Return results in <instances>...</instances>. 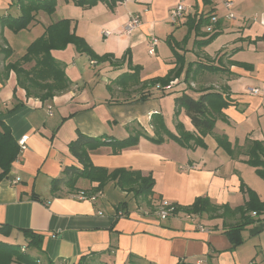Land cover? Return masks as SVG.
Segmentation results:
<instances>
[{"label":"crops","instance_id":"obj_1","mask_svg":"<svg viewBox=\"0 0 264 264\" xmlns=\"http://www.w3.org/2000/svg\"><path fill=\"white\" fill-rule=\"evenodd\" d=\"M108 1L84 8L72 1L58 0L53 15L39 12L29 29L14 33L2 27L1 22L3 18L19 16L21 4L19 0H0V50L12 53L6 61L0 52V119L17 142L28 137V149L19 155L7 178L0 182V227L12 228L9 236L0 233V241L17 243L22 252L42 263L50 259L55 264H79L86 258L92 264H264V214L252 213L256 222L243 231V239L246 235L252 239L249 242L245 239L244 245L233 248L223 232L222 220L202 215L191 221L183 213L161 220L152 211L150 199L135 198L113 182L108 184L115 193L112 199L106 198L102 191L85 194L83 200L76 198L80 192L97 187L87 180L78 182V191L70 192L63 187L57 194L52 192V181L62 176L64 167H80L69 148L80 132L107 144L89 151L94 166L151 175L155 182L151 198L160 204L186 207L197 198H209L214 204L233 209L247 201L242 184L264 202V187H254L247 179H251V167L244 154L249 140L264 142V133L247 132L241 136L229 123L230 120L244 124L252 116L264 117V68L257 74L241 73V68L231 66V62L239 61L236 53L230 52L235 46L255 49L250 41L264 35V0H120L116 4ZM226 1L234 3L231 11L236 20L226 18L228 11L223 5ZM179 4L187 12L179 23L172 24L170 11ZM131 16H138L141 25L128 34L125 26ZM212 16L219 19V34L232 32L221 55H211L208 47L197 45L208 36L195 33L193 39L189 33L190 19ZM61 19L71 20L76 34L96 54H111L120 63L113 66L110 62L92 61L77 53L72 45L63 51H53V56L65 63L73 85L46 103L28 98L13 71L2 82L5 66L21 58L48 26ZM24 33L30 36L23 41L17 39ZM152 37L159 40L154 55L149 54ZM243 39L246 42L239 43ZM173 47L184 58L183 74L167 86H150V80L166 78L180 67ZM129 63L142 68L139 82L129 79L117 83L123 74L134 73ZM219 63L231 73H210L195 66L186 81L189 64ZM238 77L258 81L257 87L249 89H261L262 94L250 99L230 94L236 105L224 110L228 122L217 121L213 134L205 138L206 149H186L165 134L163 143L153 141L158 138L153 115H161L172 134L178 135L179 123L187 132L194 133L196 130L184 109L178 117L174 115L175 99L183 93L197 99L204 90L222 91ZM167 87L170 89L165 90ZM136 135L140 138L136 146L113 153L115 142ZM222 135L237 148V157L219 147L216 136ZM17 178L20 181L14 184ZM122 202L127 205L124 210L128 215L119 218L121 209L117 207ZM198 226L205 231L197 229ZM26 229L44 236L41 250L27 248L28 241L21 232Z\"/></svg>","mask_w":264,"mask_h":264},{"label":"trees","instance_id":"obj_2","mask_svg":"<svg viewBox=\"0 0 264 264\" xmlns=\"http://www.w3.org/2000/svg\"><path fill=\"white\" fill-rule=\"evenodd\" d=\"M72 1L75 5L89 8L98 4L101 0H66ZM120 0H109L108 3L116 4ZM21 4V14L17 17L3 18L2 27H8L14 33H19L23 30L29 29L34 20V15L39 12H44L48 15H53L56 12V0H19ZM113 6V5H112ZM192 28L196 35H199L201 28L207 26L209 19L204 17L190 19ZM189 35V34H188ZM219 32L208 34L207 40L198 43L199 46H205L211 43ZM264 39V35L261 38ZM69 45H72L75 51L89 57L92 61L98 63L110 62L111 65L116 66L120 63L111 54L98 55L89 46V44L76 34L72 28V22L68 19H61L48 26L43 36L35 40L28 47L26 53L18 58L15 62H11L5 66L4 77L2 82L7 80L11 71L17 76L18 86L26 91L28 98L38 99L46 103L55 97L67 92L73 85L72 81L66 74L65 63L57 60L53 56V51L66 50ZM171 45V44H170ZM175 57L180 64L179 68L172 71L166 78H155L150 80L149 85L155 86L161 84L163 87L169 85L175 78L181 77L183 74L184 58L179 56L175 51ZM5 55L7 61L12 53L8 49L0 50ZM34 64L31 67L28 65ZM196 66V69L207 71L210 73L230 72L229 69L224 68L219 64H190L186 71V81H189L191 76V69ZM231 66L244 67L251 69L250 66L241 64L239 62H231ZM129 69L134 73L123 74L117 83L121 84L129 79L139 82L142 68L133 66L129 63ZM127 78V79H126ZM199 98H193L187 93L175 99L176 117H178L180 110L184 109L187 116L190 118L196 132H187L184 126L179 123L177 125L178 135L172 134L165 126L163 117L161 115H153L152 122L155 133L158 135L157 139H153L156 143H163L162 134L169 136V138L178 142L186 149L195 150L198 147H207L205 138L212 135L216 127L217 121L228 122L224 110L236 105L232 100L227 88L222 91L204 90ZM139 135L127 138L122 141H117L113 145V153L119 154L124 149L134 147L139 142ZM216 141L219 147L223 148L230 156L237 157L238 151L233 144H231L227 136H216ZM106 142L100 139L91 138L82 133H78V137L70 145V152L76 158L80 167L66 166L63 168L62 176L52 181L51 190L54 194L66 187L70 192L78 191L77 184L80 180H87L91 183H96L97 187L90 192H85L87 195H93L104 190L109 183H114L123 192L133 194L135 198L147 199L152 197L155 185L152 176H144L139 171L120 168L115 170H108L102 167H96L92 164L89 156L90 150H95L99 147L106 146ZM19 142L16 141L9 127L0 119V182L3 181L12 170L14 162L20 155ZM248 157L245 161L248 165L256 169V172L264 179V142L249 140L244 152ZM241 190L246 194L247 201L243 206L231 208L228 205L214 204L209 198H197L195 202L186 207H176V214L183 213L185 215H193L200 217L207 215L210 220H222L223 232L230 240L233 248H237L243 244V231L250 225L256 222L252 213L255 212L257 216L264 214V202H262L256 192L246 188L242 184ZM150 205V201H148ZM125 202L118 205L117 210L126 211ZM118 211V212H120ZM126 217L128 212L126 211ZM12 228L8 226L0 227V233L9 236ZM26 240L28 241L27 248L41 250L44 242V236L36 234L31 230H21ZM0 264H55L48 259L46 263H42L39 258L22 252V246L7 244L0 241ZM79 264H92L86 258H82Z\"/></svg>","mask_w":264,"mask_h":264},{"label":"rangeland","instance_id":"obj_3","mask_svg":"<svg viewBox=\"0 0 264 264\" xmlns=\"http://www.w3.org/2000/svg\"><path fill=\"white\" fill-rule=\"evenodd\" d=\"M59 1H62L63 3H67L66 0H59ZM57 2H58V0H56V4H57ZM13 9L15 11V7H12V10ZM12 13H14V12H12ZM37 14L34 15L33 22L37 21V16H38ZM33 22L31 23V25L33 24ZM231 33L232 32H225L223 34H219L211 43H209L205 46H202V47H208V48H206L207 52L211 55L220 54L225 50L223 47L225 45V43H227L228 41L231 40V38H230ZM191 35L193 36V39H194L195 38V31L194 30L191 32L190 36ZM199 35L208 36V33L206 32V27L201 28ZM28 36H30L29 33H24V34L20 35L17 39H19L20 41H23L24 39H27ZM247 39H243L239 43H244V42H246ZM250 43H251V46L255 47V49H252V50L248 49L247 50V48L241 49L240 46H235L233 49L230 50V52L236 53L237 60L239 61V63L245 64V65H248L251 67V69L239 67V68H241L240 69L241 73L244 71V72H250V73H256L257 74L258 72H260V68H264L263 67L264 66V39L256 38L254 41H250ZM192 44H193V42H192ZM194 44L196 46V42ZM190 52L192 53L193 56H196L195 53H193L192 51H190ZM86 57H88V56H86ZM189 58L194 60V58L192 56H190ZM257 85H258V81L252 80L251 77H238L237 79L232 80V82L229 83V86L227 87V92L230 94L236 95L237 97H240V98L245 97L244 99L256 98V96L247 93V90L249 89V87H257ZM181 111L182 110H180V113H181ZM175 114H176V111L174 110V115ZM229 123L231 124L233 129L236 131V133L241 135V136L246 134L247 132H254V134L264 133V117L261 119H258L257 117L252 116L249 119V121L244 123V124H240L236 121H230V120H229ZM206 148L207 147H204L202 149H206ZM250 177H251V179L250 178H247V179L249 180V183H252V185L254 187H258V188L264 187V179L256 172V169L253 167H251V176ZM103 192H104V196L106 198L112 199L113 197H115V193L113 192V189L110 185H107L104 188ZM98 193L99 192H97L96 194H98ZM117 194H119V193H117ZM149 199H150V204L154 208V210H152V211H155V213H158L159 209L161 207L160 202H158V201L156 202V200L152 199L151 197H149ZM142 201H144V200H142ZM142 210H144V209H142ZM144 211L151 212V210H144ZM245 239H246V242H249L252 239V236L246 235ZM245 239H244L242 245H244ZM13 244L18 245L17 243H13Z\"/></svg>","mask_w":264,"mask_h":264},{"label":"built area","instance_id":"obj_4","mask_svg":"<svg viewBox=\"0 0 264 264\" xmlns=\"http://www.w3.org/2000/svg\"><path fill=\"white\" fill-rule=\"evenodd\" d=\"M223 5H224L225 9L228 11V15L226 16V18L230 19V20H236L237 19L236 15L231 11L232 8L234 7V3L231 1H226L223 3ZM186 12H187V8L183 4L177 5L175 8H173L170 11V14H169L170 22L172 24L179 23ZM218 23H219V19L216 16L210 17L209 23L206 26V32L208 34H213V33L217 32ZM140 25H141L140 18L138 16H131L129 23L125 26V32L128 34H131L134 30L138 29L140 27ZM106 35H107V33H106ZM158 44H159V40L155 37H152V41L150 44V50H149L150 55L155 54L156 47L158 46ZM168 89H170V87H167V89L165 88V90H168ZM248 93L251 95H260V94H262V90L258 89V88H251L248 90ZM19 146H20V153L21 154L24 153L28 149V137H23L19 141ZM19 181H20V178H17L16 180L13 181V183L15 184ZM76 198H79L81 200L85 199L86 198L85 193L80 192L79 195L76 196ZM160 205H161V207L159 209V212L157 213V215L160 219L166 220L170 217L177 215L176 214L177 212L175 210L176 207L171 205L170 203L163 202ZM125 216H126V213L124 211H120L118 213L119 218H123ZM186 218L188 220L194 221L196 217L193 215H186ZM197 229H199L200 231H205V228L203 226H198Z\"/></svg>","mask_w":264,"mask_h":264},{"label":"bare ground","instance_id":"obj_5","mask_svg":"<svg viewBox=\"0 0 264 264\" xmlns=\"http://www.w3.org/2000/svg\"><path fill=\"white\" fill-rule=\"evenodd\" d=\"M171 218V217H170ZM169 219V218H168ZM162 220V219H161ZM167 220V219H166Z\"/></svg>","mask_w":264,"mask_h":264}]
</instances>
